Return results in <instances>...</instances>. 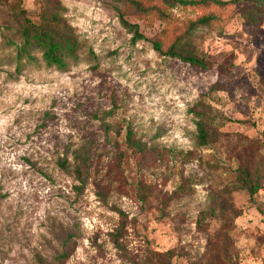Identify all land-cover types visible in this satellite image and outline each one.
Masks as SVG:
<instances>
[{"label":"rangeland","instance_id":"rangeland-1","mask_svg":"<svg viewBox=\"0 0 264 264\" xmlns=\"http://www.w3.org/2000/svg\"><path fill=\"white\" fill-rule=\"evenodd\" d=\"M6 1L0 264H264V19L248 25L242 7L175 6L164 21L128 11L147 38L132 43L117 15L123 2L58 0L81 43L79 60L59 71L36 48L19 57L14 0ZM47 1L22 6L38 22ZM209 13L216 22L182 39L205 68L153 49L152 40L166 49ZM198 105L214 117L206 147L195 143L189 110ZM238 168L261 184L255 195L237 187ZM116 209L126 214L123 252L109 237ZM68 233L75 247L60 263Z\"/></svg>","mask_w":264,"mask_h":264},{"label":"trees","instance_id":"trees-1","mask_svg":"<svg viewBox=\"0 0 264 264\" xmlns=\"http://www.w3.org/2000/svg\"><path fill=\"white\" fill-rule=\"evenodd\" d=\"M123 2L124 6L128 9H117V15L121 26L132 34L131 42L135 43L139 40L147 39L140 31L137 23H132L126 17L128 11H133L141 17H149L156 15L161 20L170 19L168 9L175 6L207 9L210 7H217L224 9L227 7H242V17L248 25L254 26L262 22L264 19V0H116ZM47 6L45 5L44 11L41 14L38 22L33 21L27 14L22 6V0H14L10 4V9L14 13L15 20L18 24V35L22 43L18 46V55L27 51L28 47L36 48L41 52V56L45 64L49 67H55L59 71H65L71 63L79 60V51L81 43L73 28L67 23L64 17V7L58 0H48ZM0 3L6 4V0H0ZM149 4V5H148ZM152 4V5H150ZM130 13V12H129ZM218 17L213 13L203 14L196 20H190L186 33L183 36H178L177 39L166 49L163 48L160 40H150L153 49L161 55L175 57L183 62L191 65H197L202 68L206 67L204 59L191 52H186L183 49V37H189L191 33L198 26H210L216 22ZM197 117L195 121L196 136L195 143L198 147L208 146L214 137L213 122L214 117L205 110L204 106L198 105L189 110ZM105 130L107 131L108 125L102 122ZM131 132H127L126 138L129 145L142 151L141 145L132 141ZM78 155V154H77ZM81 159V166L85 165L84 156H79ZM66 160L63 159L58 162L59 167L66 171ZM77 166L75 173L81 189L85 180L82 178V167ZM239 170V189H246L248 193L253 196L261 188V184L255 180L247 169L238 168ZM182 187L176 188L174 194H182ZM143 200L142 197H140ZM119 215V226L113 233L109 234L110 240L114 247L123 252V245L120 239L125 231L126 214L116 209ZM74 236L68 233L62 241V252L58 255L57 259L60 263L66 262L71 256L75 242L72 240ZM170 250L166 255H170Z\"/></svg>","mask_w":264,"mask_h":264}]
</instances>
